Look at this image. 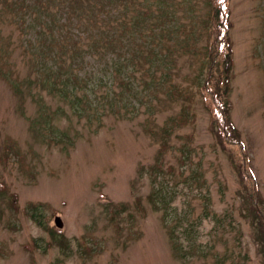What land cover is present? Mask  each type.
Returning a JSON list of instances; mask_svg holds the SVG:
<instances>
[{"label": "rangeland", "instance_id": "374dc122", "mask_svg": "<svg viewBox=\"0 0 264 264\" xmlns=\"http://www.w3.org/2000/svg\"><path fill=\"white\" fill-rule=\"evenodd\" d=\"M228 8L229 113L244 145L242 161L264 199V0H229ZM13 31L0 23L1 39ZM11 39L14 45L13 33ZM19 52H4L2 61L7 74L17 71L21 80L27 68ZM89 61L77 69V83L63 90L74 85L93 109L49 88L17 95L0 79V153L9 138L22 155L5 163L0 155V181L17 194L20 207L10 213L7 195L0 194V264H262L257 229L241 215L242 184L232 163L239 148H221L201 97H194L190 111L194 124L174 132L162 154L164 173L157 174L151 165L160 134L155 127L154 134L147 131V103L130 112L131 119L112 113L104 97L109 62ZM172 115L170 109L157 112L158 125ZM29 203L43 204L39 221ZM116 203L127 205L112 214ZM52 227L60 233L51 234Z\"/></svg>", "mask_w": 264, "mask_h": 264}, {"label": "trees", "instance_id": "16d2710c", "mask_svg": "<svg viewBox=\"0 0 264 264\" xmlns=\"http://www.w3.org/2000/svg\"><path fill=\"white\" fill-rule=\"evenodd\" d=\"M228 1L0 0V23L11 25L15 42L13 45L12 33L6 40L0 38V79L17 95L31 94L29 89L33 87L49 88L61 92L64 98L73 95L76 103H83L81 109H93L85 100V93L82 98L75 94L74 85L67 90L63 87L70 81L77 83L76 71L84 62H109L104 97L110 99L112 113L131 119L135 115L129 113L146 102L150 109L144 120L147 131L154 134L153 128H159L158 160L151 165L157 174L164 173L162 154L169 149L174 132L194 124V113L190 111L194 97L200 96L209 112V129L215 133L221 148L235 145L239 148L232 163L242 184L238 194L245 213L241 215L251 217L257 229L255 239L264 256V199L253 172L242 161L244 145L229 113L227 95L233 49ZM18 49L27 68L21 80L17 71L15 75L7 74L3 67L9 64L2 61L4 52L8 55ZM129 77H136L139 82L134 83ZM177 77L179 82L174 80ZM132 95L138 97V104L133 102ZM162 103L170 105L163 107ZM164 109H170L173 115L158 125L156 113ZM153 119L155 123H150ZM185 137L188 139L190 134ZM188 150L186 147L183 151L186 154ZM0 155L4 163L11 155L22 156L9 138L1 141ZM245 157L244 154V160ZM0 194L7 195L10 213L20 210L17 194L1 181ZM42 205L27 206L31 217L38 221V209ZM126 205L114 204L112 214L125 210ZM154 208H157L155 204ZM216 221L221 223L222 219ZM190 228L185 232L188 235ZM49 232L55 235L60 230L52 227ZM170 233L173 239L172 229ZM177 248L181 249L179 245Z\"/></svg>", "mask_w": 264, "mask_h": 264}, {"label": "water", "instance_id": "95a60500", "mask_svg": "<svg viewBox=\"0 0 264 264\" xmlns=\"http://www.w3.org/2000/svg\"><path fill=\"white\" fill-rule=\"evenodd\" d=\"M54 224L57 228L61 227L60 218L58 216L54 218Z\"/></svg>", "mask_w": 264, "mask_h": 264}]
</instances>
